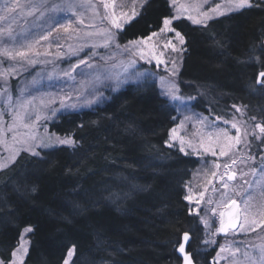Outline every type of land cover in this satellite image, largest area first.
I'll return each instance as SVG.
<instances>
[{
  "label": "trees",
  "instance_id": "16d2710c",
  "mask_svg": "<svg viewBox=\"0 0 264 264\" xmlns=\"http://www.w3.org/2000/svg\"><path fill=\"white\" fill-rule=\"evenodd\" d=\"M253 5L206 25L174 21L185 40L181 87L211 96L196 95L194 108L236 102L264 116V86L256 83L264 71V0ZM172 10L170 0H146L121 40L159 30ZM177 113L157 83L143 79L50 122L78 146L39 157L22 152L0 171V257L31 227L23 264H64L71 245L70 264H181L176 242L187 231L195 263L215 264L217 247L204 246L185 199L199 159L168 144Z\"/></svg>",
  "mask_w": 264,
  "mask_h": 264
},
{
  "label": "rangeland",
  "instance_id": "374dc122",
  "mask_svg": "<svg viewBox=\"0 0 264 264\" xmlns=\"http://www.w3.org/2000/svg\"><path fill=\"white\" fill-rule=\"evenodd\" d=\"M145 1L115 0V14L120 18L122 29L137 16ZM256 1L252 0V3L255 4ZM13 2L14 0H0V30L11 28L14 34L27 36L29 39L26 42L33 43L34 52H39L40 55L35 57L36 62L34 64H29L15 76H10L7 84H5L3 79H0V87H7L14 101L18 97L22 100L27 99L32 101L29 109L30 112L33 115L38 114L41 116V120L37 124L40 134L43 135L44 129L47 128V133L53 137V140L55 137H66L52 132L49 128L50 122L55 120L60 114L103 102L108 91L114 92L128 83H136L143 80V78L138 80L134 76H130V78L125 80L121 76L120 79L123 82L119 83L118 86L115 80H104L102 83L96 85L97 91L93 95H89L88 92L82 93L80 91V82L88 80L90 77L88 75H80L79 73L82 71L90 73L92 70L85 68L81 64L71 73L75 77L74 80L64 75L65 71H68L71 66L76 65L82 58L88 59L89 64L107 68L113 73L120 72L122 69H112V64L123 62L124 65H127L130 60H134L135 71L155 73V77H150L149 79L157 83L163 94L167 83H175L179 88L177 95L183 99L172 101L164 94L176 105L178 111L176 122L173 126L177 131L175 136L170 131L168 144L178 149L183 147L184 151L182 152L199 159V164L187 183L186 197H192L191 200L187 199V201L192 213L198 216L201 222L204 230L203 241L206 239L215 241V243L209 244L202 243L204 246L217 247L214 257L215 264H248V261L243 256L245 252L249 256L256 257L260 253V247L264 246V223L251 229L249 224H246L244 221L246 215H248L245 212L246 207H250L251 213L255 215L264 206V171H262L264 169V134L255 128V124L257 123L264 125V116L252 114L236 102H223L217 104L216 108L212 106H203L204 108L199 110L194 108L193 102L196 95L205 98V100H209L211 96H205L204 92L200 89L196 90V95L191 96L187 90L185 91L181 87L179 71L184 51H173L171 46L165 48L164 45L168 41H171V44L175 45L176 49H185V44L181 45L179 43L175 32H160V29L164 25L159 30L154 31L158 33L157 36H153L151 40L140 45L138 50H131L132 54H129L122 51L124 45L130 41L146 40L149 35L134 40L122 41L120 38L122 29H116L111 24L109 17L112 11L103 8L102 0H90L94 8L85 7L77 9V15L75 16L69 12H56L48 13L43 17L40 16L39 12H34L32 15L28 14L27 5L29 3H39L40 0H20V7L16 11L6 13L5 5H10ZM53 2H59V0H47L49 4ZM104 2L111 4L112 0H104ZM181 5L187 8V11L181 10L178 12L177 8ZM216 5H221V11H224V15L238 11H226L228 7L227 0H177L175 5L171 3L173 8L172 15L167 17L172 20L170 27L181 34L174 27V21L182 18L188 19L189 15L194 18H202L198 17V12H208L209 9L215 8ZM133 11L136 13L135 16H132ZM122 13L124 15H121ZM224 15H214L209 12L210 18L207 19L206 24L211 19ZM49 16H53L55 19H50ZM60 17H63V19H60L61 24L66 25L71 21V28L68 31H65L64 28H61L56 23V20ZM80 19H83V24L79 23ZM190 21L193 23L192 20ZM97 29H109L114 33L115 42L121 46V49L117 50L114 47L105 49L100 46L103 44V38L100 35H86L87 33L95 32ZM49 32H51V35H48ZM41 36H48V38L46 40L39 39ZM36 40H39L38 44L34 43ZM93 45H96V47H93ZM138 51H142L146 57L150 56L153 52L160 53L162 51L163 55L161 59L167 62L168 69L172 67L171 61H176V74L172 75L170 71H166L164 64L156 67L154 60L148 63L146 60L140 59L139 54H137ZM91 53H97V55L89 59ZM109 54L114 55L115 59L105 64L100 57H106ZM8 63L5 62L0 65V68L8 67ZM129 71L131 72L132 69ZM160 77H164L165 83L161 82ZM190 90L193 91V89ZM69 95L72 99H65ZM189 97L193 99H189ZM85 99L92 100L93 102L88 104L85 102ZM70 105H75V107H71ZM234 105L236 107H233ZM237 108L240 111H237ZM217 117L219 119H216ZM251 117H255V120L251 119ZM4 119L11 122L7 115H5ZM225 121H228V123H225ZM233 123H236L240 130L241 143L226 149L229 152L228 156H221L219 155L220 150L225 148L226 144L231 145L232 142L226 140L223 136H219V133L223 130L227 132L228 136H236L237 129L231 126ZM25 131L27 130L19 128L20 138H23ZM8 142L9 144L12 143L11 133H9ZM16 146L20 147V145ZM206 149L211 150L206 151ZM37 151L41 150L37 149ZM213 151L217 153L215 156L212 154ZM22 152L27 151L21 150L16 159ZM8 156V151L4 145L0 144V163H7V167L0 169V171L9 168L16 161L15 159L14 162L8 163ZM232 159H235L237 163L231 164ZM216 164L220 165L218 169L215 167ZM226 164L230 165L227 169L228 172L232 171L236 173L234 180H229L227 175H224L223 180L220 179L221 175L226 172ZM212 172H216L215 177L211 175ZM244 173L247 174L244 175ZM224 183L228 184L227 188L223 187ZM232 200H237L240 203L241 223L236 230H230L227 234L222 235L217 231L220 228V213L223 212L224 208ZM213 209H215V214H213ZM204 220H207V226L202 222ZM22 235L28 241L26 245L28 249V233L23 231ZM20 242L21 237L16 248ZM221 247H224V252H220ZM237 248L240 249L239 252L235 251ZM0 259L2 258L0 257Z\"/></svg>",
  "mask_w": 264,
  "mask_h": 264
},
{
  "label": "snow or ice",
  "instance_id": "6c2138e0",
  "mask_svg": "<svg viewBox=\"0 0 264 264\" xmlns=\"http://www.w3.org/2000/svg\"><path fill=\"white\" fill-rule=\"evenodd\" d=\"M228 7L226 11H233V10H241L244 8H250L253 7L252 0H227ZM172 4H176L177 0H171ZM102 6L105 9H109L112 11L111 16L109 17L111 20V24L115 26L116 29H122V23L120 22V18L116 16L115 14V0H112V3L109 4L107 2H104L102 0ZM20 7V0H14L13 3L10 5H5V9L7 12H14L16 9ZM94 8V6L90 3V0H59V2H53L51 4L47 3V0H40L39 3H29L27 5L28 8V14L32 15L34 12H39L40 16L43 17L47 15L48 13H56V12H69L72 15H77L76 10L81 8ZM187 11V8H185L183 5L177 8V11ZM209 12L213 13L214 15H224V11H221V5H216L215 8L209 9L208 12L199 13L198 17L202 18H194L191 15L188 16V19L192 20L193 23L196 24H205L209 16ZM121 15H124L123 13ZM136 13L133 11L132 16H135ZM50 19H55L53 16H49ZM60 19H63V17H60L56 20V23L59 24L61 28H64L65 31H68L71 28V21L68 22V24H61ZM126 22V21H125ZM80 24H83V19L79 20ZM172 23V20L165 18L163 20L164 27L160 29V32H175L176 37L179 40V43L183 45L185 43L184 37L179 33L176 32L174 28H171L170 25ZM93 27H95L93 25ZM48 35H51V32L48 33ZM86 35H100L103 38V44L100 45L101 47L107 49L109 47H114L117 50L121 49V46L115 42V35L112 33L109 29H97L95 32L87 33ZM158 33H151L146 40H137V41H130L128 44L123 46L122 51L132 54L133 49L138 50L139 46L146 43L147 41L151 40L153 36H157ZM48 36H41L39 39L46 40ZM29 38L25 35L20 34H14L13 30L11 28L0 30V65L4 64L5 62L8 63V67L6 68H0V79H3L5 84H7L8 78L10 76H15L19 71L23 70L24 67H26L29 64H34L36 62L35 57L39 56V52H34V44L26 42ZM34 43H39V40H36ZM171 46L173 51H179L182 52L185 49H176L175 45L171 44V41H168L164 47L167 48ZM93 47H96V45H93ZM139 57L142 60H146V62L151 63L153 60L155 61L156 67H159L161 64L165 65V70L170 71L172 75L176 74L177 70V64L176 61H171V69H168L167 62L161 59V56L163 55V52L160 53H151L150 56L146 57L142 51H138ZM97 55V53H91L89 56V59L93 56ZM101 60L107 64L108 61L114 60L115 57L112 54H109L108 56H101ZM81 64L85 66V68L91 69L92 71L90 73H84L83 71L79 73L80 75H88L90 79L81 81L80 82V91L88 92L89 95H93L97 89L96 85L102 83L104 80H115L117 82V86L119 83H122L123 81L120 79L121 76L124 77L125 80L130 78V76L136 77V79L143 78L144 80L149 79L150 77H155V73L153 72H137L135 71V61L130 60L127 65H124L123 62H120L119 64H112L111 68H121L122 70L120 72H111L107 68H101L95 64H89L88 59H80L79 62L76 65H73L70 67L68 71L64 72V75L67 76L69 79L74 80L75 77L71 75L73 71L77 67H79ZM132 69L130 72L129 70ZM160 80L162 83H165L164 77H160ZM256 83L264 86V71H261L258 73V77L256 80ZM91 90V91H89ZM179 92V88L175 83H167V86L165 88L164 94L167 95V97L172 101H178L182 100L183 98L178 96L177 93ZM22 95V94H21ZM65 99H72V97L66 96ZM189 99H193L192 97H189ZM85 102L88 104H91L93 101L85 99ZM32 101L27 99H20L19 97L17 100H13V97L11 95L10 90L7 87H0V144L4 145L6 150L9 153V156L7 158L8 163L14 162L16 159V156L19 154L21 150L27 151L32 156L39 157L40 151H37V149L44 150L48 149L50 147L56 146V145H62L67 146L71 148H75L78 146V141L73 138V136L68 135L64 138L55 137L53 140V137L48 135L47 128L44 129V134L41 135L39 132V128L37 127L38 122L41 120L40 115H33L30 112ZM71 107H75V105H70ZM233 107H236L235 105ZM237 111H240L239 108H237ZM5 115H7L10 118L11 122H8L4 119ZM188 119V117H186ZM216 119H219L217 117ZM251 119L255 120V117H251ZM225 123H228V121H225ZM183 126V125H181ZM232 128L237 129V135L236 136H228L227 132L221 130L219 133V136H223L226 140H229L232 142L231 145L226 144L225 148L221 149L219 152V155L221 156H228L229 152L228 148L239 145L241 143V139L239 136V128L237 127L236 123H233ZM19 128H24L27 131L23 133V138H20L21 134L19 133ZM255 128L259 129V132L264 134V125H261L259 123L255 124ZM176 128H173L171 132L175 136L176 134ZM9 133H11V141L12 143L9 144L8 137ZM255 135V133H253ZM183 143V141H182ZM16 145H20V147H17ZM181 151H184L183 147L180 149ZM211 150V149H206ZM212 154L215 156L217 153L215 151L212 152ZM251 159V157H250ZM237 161L235 159L231 160V164H236ZM7 167V163H0V169H3ZM215 167L218 169L220 167L219 164H216ZM230 167V165H225L226 172L221 175L220 179L223 180L224 175L228 176L229 180L235 179L236 173L235 172H228L227 169ZM255 171V169H253ZM264 171V169H262ZM247 173H244L246 175ZM213 177L216 176V172H212L211 174ZM246 183V181H245ZM224 188L228 187L227 183L223 184ZM34 190V189H33ZM185 199L191 200L192 197L188 196L185 197ZM199 203V201H197ZM236 201L232 200L230 201L231 205H235ZM245 212L248 214L245 217V223L249 224V227L251 229H254L257 226H260L262 223H264V206H262L261 210L258 211L255 215L251 213V208L246 207ZM198 214V212H197ZM213 214H215V209H213ZM230 215L229 223L226 225L224 223V220L222 217L224 216V213L221 212V220H220V228L217 229L218 232H226L229 227H233L236 223L235 218ZM206 226L208 225L207 220L202 221ZM33 229L31 227H27L24 229L25 233L32 232ZM190 240H191V234L187 231L182 233V236L177 240V251L179 253L183 254V261L184 264H194L193 256L191 253V246H190ZM204 244L209 243H215V241L210 240H204L202 241ZM28 241L24 239V236H21V242L17 248H15L9 257L5 259H0V264H23V258L24 255L27 254V247ZM187 247V250H186ZM224 247L220 248V252H224ZM236 252H239L240 249L237 248L235 250ZM75 252V245H71L68 252H67V259H65L64 264H69V260L71 259L72 255ZM219 255V253H218ZM235 255V253H234ZM244 258L248 261V264H264V246L260 247V253L256 257L249 256L247 252L243 253Z\"/></svg>",
  "mask_w": 264,
  "mask_h": 264
},
{
  "label": "water",
  "instance_id": "95a60500",
  "mask_svg": "<svg viewBox=\"0 0 264 264\" xmlns=\"http://www.w3.org/2000/svg\"><path fill=\"white\" fill-rule=\"evenodd\" d=\"M230 172H232V171H230ZM232 180H234V179H232ZM234 201H236L235 205L229 204L227 207L224 208V210H223L224 216L222 217V219L224 220V223L227 225L229 223V220H230L229 214H231V216L235 218L236 223L233 227H229L226 232H220V234H222V235L227 234L230 230H236L240 226V223H241L240 203L237 200H234ZM186 250H187V247H186ZM178 254L182 259L181 264H184L183 254L179 253V252H178ZM193 260H194V258H193ZM194 264H196L195 261H194Z\"/></svg>",
  "mask_w": 264,
  "mask_h": 264
}]
</instances>
